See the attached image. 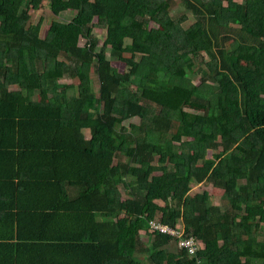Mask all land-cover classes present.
Here are the masks:
<instances>
[{
  "label": "trees",
  "instance_id": "obj_1",
  "mask_svg": "<svg viewBox=\"0 0 264 264\" xmlns=\"http://www.w3.org/2000/svg\"><path fill=\"white\" fill-rule=\"evenodd\" d=\"M180 1L189 26L176 0H49L41 36L42 0H0V264H264V0ZM126 40L142 56L121 72Z\"/></svg>",
  "mask_w": 264,
  "mask_h": 264
},
{
  "label": "rangeland",
  "instance_id": "obj_2",
  "mask_svg": "<svg viewBox=\"0 0 264 264\" xmlns=\"http://www.w3.org/2000/svg\"><path fill=\"white\" fill-rule=\"evenodd\" d=\"M237 1H242V0H237ZM188 12L185 9V6L183 5V3L180 0H176V4L173 6L172 9V15L177 16L180 15L181 13H186ZM29 13H30V21L31 23H37L38 21H40V35L44 36L49 25L50 22L52 20V18H55L57 16H55L51 10H50V6H49V0H42L40 6L37 9H29ZM75 12L73 10H68L67 12H65L64 14L59 15L58 18L60 19H68L71 15H73ZM194 16L188 12V19L184 22L185 26H189L193 21H194ZM152 26H156V24L153 22L151 23ZM239 24L238 23H233L232 24V29L233 32L230 33H236V30L238 29ZM93 33L95 34V36H97V38H99V41L102 42L104 36H105V29L102 26H96L93 29ZM84 43V39L80 38L79 39V44H83ZM126 52L122 55V56H116V57H111V65L114 66L115 68H117L119 71L124 72L128 69L130 61L131 60H139L142 56V52L138 51L137 49H134L129 40H126ZM245 63V62H244ZM189 70V74L192 76V78L194 79V81L196 83H198L199 77L194 73L193 69L191 67L188 68ZM92 72V70H91ZM92 75V79H93V89L97 90V82H96V76L93 74V72L91 73ZM59 81L61 82H71L74 81V79H70L69 77H62L59 79ZM35 99L37 100H46L47 96L45 93L43 92H36V94L33 96ZM185 109L188 112V117L192 118L194 117L195 114L197 113H201L203 112L202 109H199L195 106H189L186 105ZM132 121L138 122L139 119L138 118H134L132 119ZM130 121H127L126 123H129ZM83 133L85 135V137H89V131L87 129H83ZM188 136L186 135L185 131H182V134H180V136H176L175 140H185L187 139ZM213 153V150L209 151V156H211V154ZM204 191L209 192V194L211 195V200L212 203L220 208H223V203L226 201V196L224 194L223 190L217 189L215 187H213L210 184L207 183H202V184H192L191 186V192L190 195H195L197 193H202ZM238 218L241 219L243 218V214H239ZM140 233L142 236V240L143 242H149V235H147L145 232L141 231ZM144 234V235H143ZM219 245L221 244V242H216L215 245ZM203 246H206L204 243L202 244ZM142 260L145 263H148V258L147 257H142ZM253 264H262V262L260 260H254Z\"/></svg>",
  "mask_w": 264,
  "mask_h": 264
},
{
  "label": "built area",
  "instance_id": "obj_3",
  "mask_svg": "<svg viewBox=\"0 0 264 264\" xmlns=\"http://www.w3.org/2000/svg\"><path fill=\"white\" fill-rule=\"evenodd\" d=\"M149 231L152 234L161 233L177 239L178 246L186 248L190 254H195L199 248L203 247L202 242H199L195 237L185 236L184 231L180 228H172L157 220L150 223Z\"/></svg>",
  "mask_w": 264,
  "mask_h": 264
},
{
  "label": "crops",
  "instance_id": "obj_4",
  "mask_svg": "<svg viewBox=\"0 0 264 264\" xmlns=\"http://www.w3.org/2000/svg\"><path fill=\"white\" fill-rule=\"evenodd\" d=\"M7 203H8L7 205H9V203H10L9 199H7ZM3 205H4L3 208H9V207H5V199H4ZM0 209H1V207H0ZM99 220L102 221V219H99ZM140 234H142V233H140ZM12 235H13V225H10V220L6 221L3 219L2 221H0V244H5L7 242L15 241V239H11ZM61 261L64 262V258H62ZM6 263L13 264V261L8 259V261Z\"/></svg>",
  "mask_w": 264,
  "mask_h": 264
}]
</instances>
